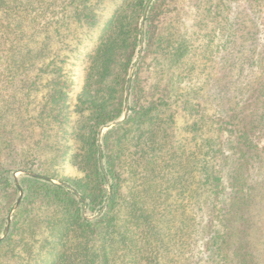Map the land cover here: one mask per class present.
<instances>
[{
    "label": "trees",
    "instance_id": "obj_1",
    "mask_svg": "<svg viewBox=\"0 0 264 264\" xmlns=\"http://www.w3.org/2000/svg\"><path fill=\"white\" fill-rule=\"evenodd\" d=\"M85 1L81 10L75 7L70 11L80 27L96 24L97 7L106 0ZM119 1L106 24L107 31L87 56L82 91L76 99L79 119L74 136L81 157L76 163L82 176L67 181L70 189L54 184L25 189L13 227L0 241V264H14L19 250L16 264H33L32 254L25 256L23 252L36 248L48 253L46 260L35 264H255L258 256L251 246L247 248L245 239L256 219L252 211L257 207L259 187L264 185L263 79L251 97L242 96L245 87L235 94V83L215 94L207 90L196 97V90L182 88L174 95V89L179 90L185 78H191L178 75L176 79L172 73L181 66H185L182 73L188 69L193 56L190 30L193 34L207 26L205 7L197 14L198 18L204 15L203 21L190 25L189 30L175 29L170 22L160 30L159 16L168 0ZM206 1L213 5L225 2ZM71 2L76 6L79 0ZM52 5V0H0V143L13 142L4 134L5 120L10 116L17 115L18 120L17 126L6 130L7 138L19 125L27 128L33 119L29 118L28 99L41 80L49 84L45 97L52 101V111L56 106L61 109L62 101L69 99L61 79L71 52L66 54L63 47L66 41L69 47L76 37H63L59 48L48 55L46 48L56 37L19 32L17 26L9 32L2 22L4 16L16 18L20 12L49 18ZM144 11L148 25L142 32L138 23ZM142 36L144 55L129 79ZM173 36L182 38L179 46H172ZM252 65L259 68L258 62ZM154 67L153 74L160 82L161 76L168 79L160 94V82L149 84L142 76ZM16 100L21 106L15 105ZM127 100L131 102L128 112L109 129L102 151L100 129L122 117ZM182 112L191 121L175 129V116ZM28 125L34 131V124ZM187 140L196 144L187 145ZM100 156L106 161L107 175ZM107 178L112 181L111 195ZM6 187H10L9 182L0 178V190ZM74 192L91 211L107 202L106 209L98 218L88 219ZM33 213L46 217L40 228L42 237L43 227L50 240L45 243L39 239L37 247L26 241L35 223ZM5 222L0 216V235Z\"/></svg>",
    "mask_w": 264,
    "mask_h": 264
},
{
    "label": "rangeland",
    "instance_id": "obj_2",
    "mask_svg": "<svg viewBox=\"0 0 264 264\" xmlns=\"http://www.w3.org/2000/svg\"><path fill=\"white\" fill-rule=\"evenodd\" d=\"M216 1L214 0V2ZM52 2V11L50 14L47 13L49 18L44 15L20 12L18 17L4 16L2 21L9 32H13L17 26L19 32H35V35L48 37V34L56 37L51 39L48 48H46L48 55H51V52L59 48V40L63 37L68 40L71 34L76 39L69 44V47L66 46V42L69 43V41H66L63 47L67 51L66 54L71 53L67 57V63L63 66L64 78L61 79L62 84L66 86L69 99H66L65 102L62 101V103L59 101L62 104L61 109L56 106L55 110L52 111V101L45 97L47 92L50 91V87L46 80L43 79L33 87L35 92H32L28 99L31 113L29 118H33L29 123L34 124V131L28 125L29 123L26 124L27 128L24 129H21V125H19L16 127V132L9 134L7 138L6 130L12 126H17L15 124L18 116L16 115L13 118L10 116L5 120V139H8V142L10 140L13 142L0 143V178L5 179L10 184V187H6L7 189L4 191L0 190V216L6 220L1 230L0 241L6 236V231L12 229L14 216L20 203H22V199L25 197V189L27 187L54 184L70 189L69 187H72V185L67 181L82 176L80 167L76 163L81 159L78 155L79 145L74 136V131L78 129L75 122L76 119H79L76 99L82 91L86 73L85 67L88 60L87 56L95 48L100 35L107 31L108 27L106 24L120 1L106 0L98 5L96 24L85 25L86 27H80L77 18L70 15V11L72 9L74 11L75 7L81 10L85 5V0H79L76 6L71 0L55 2L52 0ZM202 7H205L204 10L207 12V26L203 25L202 29L192 30L193 34H191L190 30L188 42L193 56L188 64V69L182 73L185 66H181L172 73L176 79L178 75L183 78L189 75L191 78H185L183 83L178 81L181 85L179 90L174 89V95L182 88L196 90L198 93L193 92L196 97L207 90L215 94L235 83L233 85L235 94L238 89L245 87V94L242 96L251 97L250 94L257 87L256 84L261 79L264 81V0H225V2L217 1V5L210 4L209 1L207 4L206 0H168L164 14L160 13L159 16L160 30L166 27L167 22H170L175 29L189 30L190 25H194L200 19L203 21L204 15L202 14V18L201 15H199V18L197 15L199 10L202 11ZM60 9L64 11L61 12ZM147 15V11H144L138 23L142 32L146 31L148 25ZM20 18L24 21L23 24L20 23ZM48 40L46 39L45 41ZM178 41L183 40L179 36H173L172 46H179ZM145 48V39L142 36L129 72V79L133 77L136 66L144 55ZM184 49L186 48L184 47ZM153 57L147 58L149 59L148 61L152 60ZM167 62L166 59L165 64ZM253 62L254 64L258 62L259 68L252 65ZM154 65L158 66L159 62L154 61ZM145 71L142 76L143 78L147 77V80L150 81L149 84H152V81H155V84L160 82L157 74L155 76L153 74L155 73V67L153 71ZM161 77L163 80L159 83L161 89L159 94L167 87L168 80L167 77ZM249 81L253 83L246 86L245 84ZM169 82L170 87H172L173 81L170 79ZM254 83L255 86H252ZM21 85L16 84L15 86L21 87ZM249 88L250 90H248ZM210 93L207 94L209 95ZM258 93H256V96ZM6 98V101L11 102L10 98ZM130 103V100H127L125 112L119 120H124ZM15 105L21 106L18 100L15 101ZM58 111H61V113L59 114ZM189 119L190 117L183 112L178 113L175 116L176 124L173 128H183L185 124L190 123L189 121L191 120ZM117 123L112 122L100 129L98 143L102 151H104V141L107 132ZM184 143L190 144V146L196 144V142H191V140H187ZM99 161L100 165L103 168L105 167L104 174L107 175L105 159L100 156ZM105 184L108 194L111 195L110 187L112 181L107 178ZM262 184L257 193V207L252 211L256 219L251 225L250 236H246L245 239V243L249 244L247 248L249 250L252 248L258 256L255 258V264H264V191L261 193L264 185ZM75 194L74 197L79 202L77 193ZM80 205L83 215L92 220L98 218L106 209L107 202L95 212L91 211L87 204L80 203ZM43 215L46 214L43 212ZM31 218L38 226L32 223L33 227H30L29 238L26 241L29 244L33 242L36 247L39 239H45V243L49 242L47 231L42 227L45 234V237H42L40 228V225L44 224L46 217L33 213ZM250 243L253 244L250 245ZM11 247L14 246L11 245ZM15 247L16 250H19V246ZM2 249L1 253L3 254L8 248L6 246V250ZM23 253L25 256L32 254L30 259L35 264L36 261L40 262L47 259L48 250L38 251V248H36L33 252ZM20 255L21 251L19 250L16 256L13 257L14 264L19 260L18 256L20 257ZM48 258L51 257L48 256ZM9 263H12V261H9Z\"/></svg>",
    "mask_w": 264,
    "mask_h": 264
},
{
    "label": "water",
    "instance_id": "obj_3",
    "mask_svg": "<svg viewBox=\"0 0 264 264\" xmlns=\"http://www.w3.org/2000/svg\"><path fill=\"white\" fill-rule=\"evenodd\" d=\"M128 112V111H127ZM127 112H126V114H127ZM126 116V115H125ZM123 120V119H122ZM122 120H119V121H117V122H120V121H122ZM117 122H115V123H117Z\"/></svg>",
    "mask_w": 264,
    "mask_h": 264
}]
</instances>
